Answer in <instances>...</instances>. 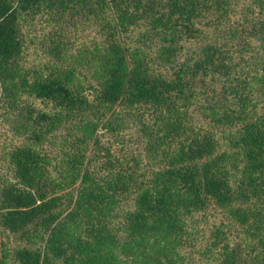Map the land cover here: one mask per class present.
Returning <instances> with one entry per match:
<instances>
[{
	"label": "trees",
	"instance_id": "1",
	"mask_svg": "<svg viewBox=\"0 0 264 264\" xmlns=\"http://www.w3.org/2000/svg\"><path fill=\"white\" fill-rule=\"evenodd\" d=\"M0 264H264V0H0Z\"/></svg>",
	"mask_w": 264,
	"mask_h": 264
}]
</instances>
